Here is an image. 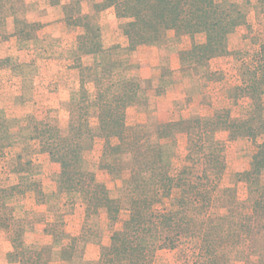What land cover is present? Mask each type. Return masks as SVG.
Wrapping results in <instances>:
<instances>
[{
	"label": "trees",
	"instance_id": "trees-1",
	"mask_svg": "<svg viewBox=\"0 0 264 264\" xmlns=\"http://www.w3.org/2000/svg\"><path fill=\"white\" fill-rule=\"evenodd\" d=\"M48 1L49 6H61L62 21L69 28L81 30L72 53L76 54L75 66L83 74L99 65V56L109 55L115 49H126L132 55L140 46L156 45L162 35L172 34L178 42L183 37L191 40L190 47L179 52L181 62L205 64L214 58L233 56L228 49L230 37L238 27L247 24L242 10L234 4L227 9L216 0H102L96 3L95 12L101 15L113 9L121 35L127 40L124 47L107 48L101 28H94L80 9L84 0H71L64 5L61 0ZM25 13L23 0H0V42L11 36L24 41L38 38L44 25L27 20ZM82 56L90 57L91 63L84 65ZM247 60L241 61V84L230 89L232 98L249 100L244 117H233L228 109H215L208 118L192 117L151 126L129 123L128 108L139 104L138 83L107 100L98 75H86V79L96 84L94 99L83 87V97L71 106L67 120L57 126L35 121L29 137L33 143L29 158L20 151L10 159L8 167H0L2 173L11 176V185H0V230L9 235L18 264H73L79 255L80 264H154L158 250L172 249L182 238L194 234V208L207 214L212 208L223 170L218 168L225 167V161L220 151L204 153L208 133L217 136L226 132L229 141L246 140L255 145L248 166L235 174L236 183L246 185L248 196L241 201L235 187L234 208L227 209L221 218L238 219L239 230L233 238H245L251 243L258 237L264 239V141H259L264 137V41ZM9 64L8 58H0V70ZM210 79L214 82L215 75ZM157 129V139H172L177 134L187 136L188 165L175 174L168 169L159 173L161 167H167L162 153L147 150L146 143L152 137L150 130ZM14 146L12 141L0 144V158ZM36 162L45 169L49 186L55 190L52 195L69 196L71 203L78 197L84 206L77 235L67 232L66 215L56 214L55 220L44 229L53 245L61 247L58 260L52 257L53 245H41L40 250L25 246L21 240L23 232L8 203L15 194L28 191L36 193L43 203L47 196L43 180L29 183L24 178ZM117 168L121 174L128 173L123 188L128 197L129 217L124 221L119 220L123 202L113 198L106 185L105 172L111 176ZM150 173L157 183L146 181L145 175ZM104 221L111 233L106 243L102 241ZM198 233L199 253L193 264H229L227 249L232 244V235L204 228ZM89 243L100 247L95 260L85 258Z\"/></svg>",
	"mask_w": 264,
	"mask_h": 264
},
{
	"label": "rangeland",
	"instance_id": "rangeland-1",
	"mask_svg": "<svg viewBox=\"0 0 264 264\" xmlns=\"http://www.w3.org/2000/svg\"><path fill=\"white\" fill-rule=\"evenodd\" d=\"M42 1H45L49 6L48 0ZM61 1L64 5L71 0ZM100 1L102 0H84L80 9L83 14L88 16L94 28H101L105 47L112 48L116 45L124 47L116 43L119 41L117 34L119 21L117 19L112 24H105L104 27L101 25V16L103 17V15L95 12V5ZM216 1L227 9L234 4L247 17L246 26L238 27L230 37L228 49L233 56L223 57L226 59H223L224 63L222 64L215 63L213 59L205 64L181 62L178 59H171V55L177 51L178 40L169 38V35H162L159 42L153 45L155 48L149 52L152 59L157 62L155 67L157 73L152 78L141 77L144 74L147 75L149 71H145L143 62L132 59L126 49H115L109 55L99 56L97 62L99 65L96 68H92L91 71L84 74L81 73V69L76 67V63L73 62L76 54L72 53L77 35L81 33V30L69 28L62 21L64 17L62 8V18L57 25L51 26L40 22L44 26L39 30L37 39L24 41L11 36L7 41H1L0 54H5V49L10 51L6 53L8 56L0 58H8L10 64L0 70V88L6 86L9 90L8 95L0 98V144L12 141L15 146L5 151V157L0 158V167H8L10 159L20 151L27 159L29 158V151L33 144L29 137L35 121L57 126L61 121L67 120L71 106L79 103L83 97L84 92L81 91L83 87L88 91L90 98L94 99L97 91L96 84L92 79H86V75L89 77L91 74L98 75L102 81L103 89H105L104 98L107 100L112 99L114 95L122 92L132 83H138L140 92L137 107L147 115V119L143 123L145 125H158L161 122L169 124V122L192 117L208 118L215 111L212 110L209 115L206 112L208 100L205 89L208 83L219 88L220 95H218L216 110L228 109L233 117H244L250 102L248 99L236 100L232 98L233 94L230 89L241 84L242 78L239 76V73L242 72L241 61L248 62L247 59L257 52L259 43L264 41V0ZM37 5L36 0H23L27 20L37 22L35 19L40 18ZM115 27L117 31H115ZM120 34H122L121 31ZM111 42L115 43L111 44ZM82 58L81 62L84 65L91 63L90 57L82 56ZM224 64L228 67L226 70H222V72L213 70L221 68V65ZM72 73L74 74L70 76ZM212 75L216 77L214 82L210 79ZM184 95L186 97H183ZM189 109L190 111H188ZM168 110H171L173 118L169 121H161L165 117L164 113H167ZM184 113L186 118H183ZM156 132L158 129L150 130L152 137L146 143L147 150H154L155 152L152 154L162 153L167 167H161L159 173L168 169L175 174L182 167L188 165L186 161L188 144L180 134L175 135L172 139H157ZM259 141H264V137ZM204 143L205 154L220 151L225 161V167L218 168V170H223L212 208L208 214L194 208L192 210L195 218L194 234L182 238L172 249L158 250L154 264H193L199 253L198 232L201 228L225 236L232 235L230 238L232 244L227 249L229 264H264V239L258 237L255 243H251L245 238H233V234L239 230L238 219L223 220L221 218L227 213V209L234 208L232 197L235 187L241 201L246 200L248 196L246 185L236 183L235 174L248 166L247 163L250 162L248 160L255 153L256 147L246 140L229 141L226 132H219L217 136L208 133ZM35 165L37 167H32L24 178L29 183L34 180L37 182L43 180V191L47 195L43 198V203L38 200L37 194L33 191H28L23 195L15 194L8 203L13 208L14 216L23 232L21 240L25 246L40 250L41 245H53L52 238L45 234L44 229L48 222L55 220L56 214L66 215V229L69 234L80 233L82 225L80 221L82 217L84 218V206L78 197L75 198L77 203H71L69 196L52 195L55 190L49 186L50 182L45 176L44 167L38 162ZM117 169L111 176L105 172L108 179L106 185L110 195L123 202L119 220L124 221L129 217L128 197L123 188V181L128 177V173L121 174L120 169ZM8 175L9 173L0 171L1 186L11 185V176ZM152 176V173L146 174V181L150 180V184L157 183V178H151ZM103 223L102 241L106 243L109 242L111 233L109 229H106L107 221ZM88 246H93L94 250H98V254L100 247L96 243H89L85 248V258L95 260L92 259L95 257V251L91 252ZM82 248L83 246H80V253ZM60 250L59 244L52 246L54 260L59 259ZM17 261L9 235L6 231L0 230V264H18ZM42 263L44 264V262ZM80 263L81 256L79 255L73 260V264Z\"/></svg>",
	"mask_w": 264,
	"mask_h": 264
},
{
	"label": "crops",
	"instance_id": "crops-1",
	"mask_svg": "<svg viewBox=\"0 0 264 264\" xmlns=\"http://www.w3.org/2000/svg\"><path fill=\"white\" fill-rule=\"evenodd\" d=\"M36 2L38 3L36 8L38 10L37 12H38V15H40L39 16L40 18L35 19V21L42 22L45 24H50L51 26L57 25L62 18L61 7L60 6H56V7L47 6L46 2L42 1V0H36ZM101 15H103V17L101 16V25L103 27L105 24L108 25V24H112V22L114 23L117 21L115 18V14H114L113 9H108V10L104 11ZM263 16H264V14H263ZM8 24H9L10 32H13L12 19H9ZM114 29H115V31H117L116 27ZM117 34L119 36V41L116 43H119L122 46H125L127 44L126 38L120 34L119 30L117 31ZM173 36L174 35L171 34V35H169V38H174ZM114 43L111 42V44H114ZM190 44H191V40L187 37H183L180 42L177 41V51L171 55V59H175V60L178 59V61H180L179 52L184 48L190 47ZM154 48H155L154 46H141V47L137 48V50L134 54L131 55L132 59L139 60V61L143 62L145 64V71H149V73L147 75L144 74V76H141L142 78H152L157 73V71L155 69L157 62H155L154 59H152L151 55L149 54V52L152 51ZM9 51L10 50L5 49V51H4L5 54H0V57H5V55L8 56L6 53ZM223 59H226V58L221 57V58H215L213 60L215 63H221L222 64V63H224ZM227 68H228L227 65L225 66V64H224V65H221V68H219V69L216 68L213 70L222 72V70H226ZM73 74L74 73H72L70 76H72ZM6 94L7 95L9 94V90L6 86H3L0 90V98H4L3 96H6ZM205 94H206V98L208 100V103L206 104V112L209 115L212 112V110H215L217 108L218 95H220L219 94V88H217V86L210 85L208 83L207 87L205 89ZM183 97H186V95H184ZM198 105L201 106V104H198ZM128 111H129L128 115L130 118L129 119L130 124H143L147 119V115H145L143 112H141L137 106L130 107L128 109ZM188 111H190V109ZM212 114H210V115H212ZM164 115H165V117L162 118L161 121H169L170 119L173 118L172 117L173 114H172L171 110L170 111L168 110V112L164 113ZM189 116H190V114L188 115V117ZM183 118H186L185 113L183 114ZM180 136H182L183 139H185V143H186L187 142V136L185 134H180ZM185 155H186V153H185ZM237 167H239V166H237ZM82 222H83V217H82V220L80 221V223L82 224ZM88 249L91 250V252L95 251V257H92V259H97L98 258V250H94L93 246H88ZM55 263H57V262H55Z\"/></svg>",
	"mask_w": 264,
	"mask_h": 264
}]
</instances>
